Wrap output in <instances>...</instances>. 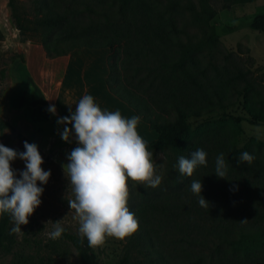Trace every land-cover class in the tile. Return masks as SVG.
<instances>
[{"label":"trees","instance_id":"16d2710c","mask_svg":"<svg viewBox=\"0 0 264 264\" xmlns=\"http://www.w3.org/2000/svg\"><path fill=\"white\" fill-rule=\"evenodd\" d=\"M27 3L28 10L7 0L13 27L37 34L48 58L107 49L108 92L157 134L110 158L118 166L145 154L164 158L158 182L115 190V224L123 227L116 264H264V143H241L243 119L224 115L234 98L248 107L261 100L243 71L213 62L218 36L210 0ZM248 27L264 34V13ZM214 116L224 124L187 139L188 120ZM24 205L22 195L0 192V252L11 254L10 264H56V257L15 250ZM53 238L72 247L78 264H96L90 225L80 234L57 230Z\"/></svg>","mask_w":264,"mask_h":264},{"label":"rangeland","instance_id":"374dc122","mask_svg":"<svg viewBox=\"0 0 264 264\" xmlns=\"http://www.w3.org/2000/svg\"><path fill=\"white\" fill-rule=\"evenodd\" d=\"M28 10L27 0L19 1ZM214 17L213 26L218 41L211 51L217 65L240 69L253 83L254 107H248L241 98L224 111V115L237 116L243 120L241 143L252 137L264 143V34L252 31L248 25L252 17L264 13V0H246L240 4L227 5L223 0H210ZM13 23L7 0H0V31H11ZM6 63L0 64V98L12 95L17 106L23 107L27 121H32L34 130L60 129L57 123L46 124L49 113L41 93L35 86H27L26 97L18 94V88L3 89ZM52 85L49 86V91ZM0 119L9 128L0 129V192L20 194L25 198L21 211L17 246L15 250L33 256L56 257V264H78V256L69 244L53 238L57 230L80 234L90 225L93 233L92 250L96 264H116L123 244V227L115 224V190L134 191L149 182L156 183L163 177L164 158L161 154L141 155L125 166L108 162L86 152L83 147L71 148L78 172L83 180L71 177L45 152H41L31 125L17 111L0 105ZM225 117L190 119L188 140L204 130L224 124ZM36 120V122H35ZM2 142L9 146L3 147ZM95 167L97 171H93ZM28 239L21 242L22 237ZM11 254L0 252V264H10Z\"/></svg>","mask_w":264,"mask_h":264},{"label":"crops","instance_id":"0c3cea01","mask_svg":"<svg viewBox=\"0 0 264 264\" xmlns=\"http://www.w3.org/2000/svg\"><path fill=\"white\" fill-rule=\"evenodd\" d=\"M107 54L104 48H77L66 55L48 58L37 34L19 32L13 25L11 31L5 28L0 31V64L6 63L3 89L16 85L18 94L21 92L25 98L23 90L35 86L49 111L46 124L51 127L55 122L60 129L34 130L35 124L27 121L25 109L17 106L12 95L3 93L0 105L21 113L31 125L40 151L77 180L92 173L81 178L75 173L79 168L69 155L71 148L83 147L92 155L104 157L108 166L114 162L96 153L94 150L98 147L110 144L119 152L132 142H150L157 138L131 109L108 92L104 82ZM98 168L93 171L98 172Z\"/></svg>","mask_w":264,"mask_h":264},{"label":"water","instance_id":"95a60500","mask_svg":"<svg viewBox=\"0 0 264 264\" xmlns=\"http://www.w3.org/2000/svg\"><path fill=\"white\" fill-rule=\"evenodd\" d=\"M94 151L96 153L104 154L105 156H107L109 158H112L116 154L114 147L110 144L102 145V146L98 147L97 149H95Z\"/></svg>","mask_w":264,"mask_h":264}]
</instances>
